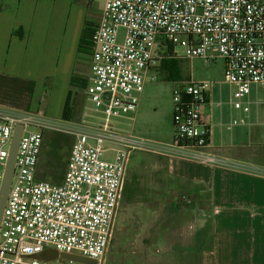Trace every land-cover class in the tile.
I'll return each instance as SVG.
<instances>
[{"label": "built area", "instance_id": "2783aa9c", "mask_svg": "<svg viewBox=\"0 0 264 264\" xmlns=\"http://www.w3.org/2000/svg\"><path fill=\"white\" fill-rule=\"evenodd\" d=\"M173 55L224 60L227 103L214 102L215 81H186L173 93L171 141L126 132L115 125L139 105L145 74L161 46ZM165 47V46H164ZM163 50V54H165ZM84 87L96 121L73 122L36 111L0 110V189L15 127L23 124L15 172L0 228V264H84L38 257L57 249L102 264L121 205L127 166L135 151H147L242 171L263 172L213 151L216 125L222 133L252 126L253 85L264 86V0H104L89 49ZM228 105V120L214 119V106ZM264 105V100L262 101ZM208 107V111H206ZM73 137L61 182L38 177L49 132ZM113 152V158L105 154Z\"/></svg>", "mask_w": 264, "mask_h": 264}, {"label": "crops", "instance_id": "0c3cea01", "mask_svg": "<svg viewBox=\"0 0 264 264\" xmlns=\"http://www.w3.org/2000/svg\"><path fill=\"white\" fill-rule=\"evenodd\" d=\"M22 1L0 0L1 102L6 110L44 106L49 116L63 117L70 96V120L85 121L91 115L79 105L86 95L80 76H88L89 66L80 59V42L83 25L95 27L103 7L98 12L84 8L76 26L63 30L41 19L38 4ZM249 131L255 144L264 146L260 125ZM214 136L213 131V143ZM244 145L214 144L213 151L224 147L225 156L248 163V155L232 152ZM105 157L112 159L113 152ZM248 164L264 170V165ZM102 264H264V171L135 151Z\"/></svg>", "mask_w": 264, "mask_h": 264}, {"label": "rangeland", "instance_id": "374dc122", "mask_svg": "<svg viewBox=\"0 0 264 264\" xmlns=\"http://www.w3.org/2000/svg\"><path fill=\"white\" fill-rule=\"evenodd\" d=\"M22 3L25 5L38 4L41 8L39 12L41 19L54 21L63 30H72L80 21L81 16H84V8H88L92 12H98L103 7L104 0H23ZM91 26L93 24L91 25L89 23L87 25L85 23L83 25V31L86 27ZM177 55L163 54L162 49L157 52L155 59L158 60L154 61L152 68L145 74L144 90L139 96L140 100L137 112L131 111L122 118L114 119L119 129L126 132H133L135 135L152 140H172L174 135L172 121L174 108L173 93L179 88L180 84L186 81H215L217 82V88L212 95L213 101L228 102L231 87L224 81V60L222 58L217 57L207 60L202 57H194L188 59L184 57L181 49H177ZM80 77L86 85L87 75L84 73ZM252 98L256 101L252 103L250 118L253 124L260 125L262 129L261 142L264 143V105L262 104L264 100V86L253 85ZM1 101L0 99V110H6L8 108L7 105ZM79 102L85 116L88 114L91 115L90 118L83 117V120L86 121L87 119L90 122L96 121L94 104L86 99V95H81ZM40 108H44V106ZM227 110V104H224L223 108L215 105L214 119L223 118L224 120H228L229 113ZM50 117L57 120L63 118L61 115L57 117L52 115ZM70 119L73 120L74 117L71 116ZM250 128L251 126H236L232 131L222 133V129L216 125L214 128V144L245 143L242 147L236 146V150L232 151L233 154L248 155V160H250L247 161L248 163L252 162L258 165H264V153L262 151L264 149L262 147L264 146L255 144L257 141L251 137ZM70 137L73 139L72 136ZM220 149L219 153L216 152L217 154L221 156L229 154L226 148L221 147ZM230 155L225 157L231 158ZM43 158L44 156L41 155L39 165L42 164ZM60 262L62 261L58 260L53 263L59 264Z\"/></svg>", "mask_w": 264, "mask_h": 264}, {"label": "trees", "instance_id": "16d2710c", "mask_svg": "<svg viewBox=\"0 0 264 264\" xmlns=\"http://www.w3.org/2000/svg\"><path fill=\"white\" fill-rule=\"evenodd\" d=\"M87 25H89V23H87ZM94 28V26H91L84 29L80 42V52L87 51L89 49V44L91 36L94 32ZM164 46H161L162 51L166 50L164 51L166 52L165 54L171 55L173 46L170 43H167ZM71 102L72 100L69 96L63 113V118L66 120H70V116L73 110ZM72 144L73 139L69 135L54 131H51L46 135L44 149L42 152L44 158L42 159V164L39 165L38 170V177L40 179L58 183L63 180L66 170L65 166L68 163ZM262 151L264 153V149Z\"/></svg>", "mask_w": 264, "mask_h": 264}, {"label": "water", "instance_id": "95a60500", "mask_svg": "<svg viewBox=\"0 0 264 264\" xmlns=\"http://www.w3.org/2000/svg\"><path fill=\"white\" fill-rule=\"evenodd\" d=\"M23 124H17L15 127V131L13 134V138L10 145L8 160L5 168V173L0 189V228L3 220V215L6 207V203L8 200V195L10 191V187L13 180V175L15 172L18 149L20 145V140L23 133ZM38 257L46 260V261H53L55 259L61 258L64 260H72L76 262H81L84 264H99V261L94 258H90L83 255L78 254H71L67 252H59L57 249L49 248L45 249L44 251L38 254Z\"/></svg>", "mask_w": 264, "mask_h": 264}]
</instances>
